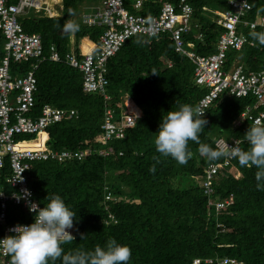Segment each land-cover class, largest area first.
Instances as JSON below:
<instances>
[{"label": "trees", "instance_id": "1", "mask_svg": "<svg viewBox=\"0 0 264 264\" xmlns=\"http://www.w3.org/2000/svg\"><path fill=\"white\" fill-rule=\"evenodd\" d=\"M131 1L124 0V4L133 14L155 16L160 8L159 0H150L136 11ZM169 1L178 3V0ZM228 1H187L193 6L194 28L182 35L185 46L193 43L199 55L215 52L223 30L214 22L216 16L211 10H228ZM93 2L62 0L63 8L57 17L19 18L24 32L40 36L44 55L50 45H54L61 57L60 62H42L35 70L32 114L39 115L44 105L72 109L77 114L76 118H64L45 129L48 146L56 151L92 150L82 161L32 162L26 173L33 198L40 206H46L49 194L59 195L76 213L72 228L75 240L62 245L65 252L79 247L94 250L96 245L104 247L114 238L130 247L132 256L128 264H194V261H198L197 264H230L229 261L264 264V190L257 188L256 167L241 166L233 161L230 167L220 169L214 180L215 194L221 200L232 195L233 204L215 213L208 205V197L197 185V179L204 167L221 164L224 156L209 161L199 154L198 145L189 141L193 155L187 164L181 165L171 157H160L155 149L154 134L159 131L163 115L176 110L177 101L197 106L206 93L194 84L193 65L184 55L175 52L169 33L156 37L135 35L125 41L107 64L105 94L108 101L103 94L83 92L81 74L64 62V55L70 48V33L65 32L63 26L69 19L79 26L74 32L76 55L81 56L79 43L84 40L97 47L102 29L85 27L78 18L81 7L91 6ZM69 9H73L75 15L70 16ZM257 12L264 16L263 0L253 3L248 19H254ZM238 31L253 42V46L245 45L239 52L230 51L226 69L234 56H238L248 72L257 73L264 69V45L253 41L249 33L262 32L264 27L254 30L240 27ZM196 33L202 35L200 41L193 39ZM4 43L0 31V60L4 55ZM30 64L11 62V76L25 74ZM127 100L141 110V117L132 128L124 131L123 139L104 141L101 125L105 110H112L117 122ZM254 103L251 95L241 98L227 93L220 95L203 117L208 123L200 134L201 142L215 148V140L228 135L225 138L240 140V148L247 150L244 135L251 124L245 122L235 127V123L246 107ZM134 104L132 111L139 114ZM25 137L18 140H31ZM45 138L42 133L36 141L23 146L42 148ZM99 150L112 153L99 155ZM154 156L160 157L161 162L156 163ZM154 164L153 174L149 169ZM235 171L239 172V179L234 178ZM8 172L6 164L3 173ZM3 187L5 193L11 191L8 185ZM108 192L112 200L105 201ZM30 221L31 217L22 207L12 202L7 204L5 224ZM2 234L0 226V238Z\"/></svg>", "mask_w": 264, "mask_h": 264}, {"label": "built area", "instance_id": "2", "mask_svg": "<svg viewBox=\"0 0 264 264\" xmlns=\"http://www.w3.org/2000/svg\"><path fill=\"white\" fill-rule=\"evenodd\" d=\"M150 0H132L133 9L139 11ZM188 0H178L177 4L169 0H159L160 8L155 16H142L129 12L124 0H100L95 7L87 8L80 17V22L88 28H101L98 46L81 56L70 50L64 55V62L81 74L82 90L85 93L103 94L105 101L109 97L105 94L107 87V64L109 60L120 50L122 45L130 37L135 35L156 37L169 33L175 45V51L184 55L193 65V81L206 93L199 100L198 105L202 111L206 110L223 93L236 98L251 95L255 98L253 105L247 106L235 127L245 122L251 125L257 121L264 125V69L257 73L247 72L242 64H236L233 68L225 70L226 56L230 50L240 51L243 46H253V42L246 39L240 27H248L254 30L264 27V16L257 12L252 20H243L252 11L256 0H229L230 8L226 11H214V22L222 28L215 52L210 55L196 54L194 45L187 43V50L182 40V35L192 31L193 8ZM35 7L32 0H0V31L5 39L4 55L0 60V226L2 237L13 235L10 229L17 225H31L35 222V214L29 210L32 203L38 204L31 189L28 186L27 171L31 169L32 162L55 160L59 163L67 161H82L92 154V150L81 151L61 150L56 151L48 146L45 138L42 148H26L24 141L18 138L22 135H36L44 133L48 126L61 122L64 118H76L74 110L58 109L48 105L41 108L39 115H33L35 106L34 92L36 91L35 70L42 62H60L61 57L54 45H50L47 55L43 53L41 38L38 34H28L23 31L19 18L27 16L29 8ZM207 10V8H203ZM208 11V10H207ZM193 39H202L200 33L194 34ZM30 63V69L16 76L10 74V63ZM139 115L124 110L116 122L112 110L106 109L101 125L104 141L120 140L124 138V131L132 128ZM222 140L225 145L239 146L240 140H226L221 136L215 140ZM111 150H99V155H110ZM238 158L224 156L221 164H210L204 170L202 186L204 194H212V184L218 171L230 167ZM6 164L9 172L3 173ZM4 183V184H3ZM3 185L11 188L9 193L4 192ZM27 190V191H25ZM30 193V195H29ZM106 200H112L110 192L105 196ZM22 207L31 217L29 223L5 224L7 204ZM228 202H211L215 211L223 209ZM40 206V205H39ZM41 207V206H40ZM43 208V207H41ZM71 235L72 232L68 230ZM227 261H224L226 263ZM230 264H237L229 261ZM198 261H194L197 264ZM0 264H10V257L0 250Z\"/></svg>", "mask_w": 264, "mask_h": 264}, {"label": "clouds", "instance_id": "3", "mask_svg": "<svg viewBox=\"0 0 264 264\" xmlns=\"http://www.w3.org/2000/svg\"><path fill=\"white\" fill-rule=\"evenodd\" d=\"M68 11L70 16L75 15L73 9H69ZM78 27L79 26L73 20L69 19L65 22L63 30L68 33H73L78 30ZM249 35L253 41H258L260 45H264V31H252ZM186 47L187 46H185V48ZM186 49L191 50L188 47ZM230 51L239 52L235 50ZM237 63L245 67L240 60H236L235 65ZM231 68L230 66L226 69L225 63V70ZM127 101L133 103L130 100ZM127 101L124 102V106H126ZM175 106L176 110H171L163 115L159 125V131L157 134H154V146L156 151L160 154V157H171L181 165L187 164L193 155V152L189 150V141H191L198 145L197 151L199 154L207 157L209 161H215L222 156H230L238 158L241 166H255L257 169L255 173L257 188L258 190H264V126H262L259 121L250 125L244 135L248 143L247 150L236 145H225L222 140H217L216 147L213 148L211 145L203 143L200 140V134L208 123V121L203 118L205 112L202 111L201 107L180 104L178 101ZM135 107L138 108L136 105ZM137 110L139 111L137 115H139L140 118L142 115L141 110L139 108ZM43 134H45L48 139L45 131ZM23 136L32 135H22L21 137ZM37 139L19 141L32 143ZM160 157L154 156L153 160H155L156 163H160ZM209 165L204 167L202 175L197 179V185L204 196L206 194H204L202 182L204 170ZM149 171L153 174L155 173V164ZM217 175L215 177L216 180ZM239 177V172L235 171L234 178L239 179ZM214 180L212 184V194L206 195L208 197L207 202H228L223 209L218 212L215 211V213H219L233 204V197L230 195L225 199H219L215 194L214 187L216 181ZM46 201V206L43 208L35 203L29 205V210L35 214L34 223L31 225H17L10 229V231L14 233L13 235H9L0 240V250L10 257V264H49L50 261L51 264H56L57 261H61V264H128L132 256L130 247L121 245L114 238L109 239L104 247L96 245L94 250H85L83 247H79L65 252L62 245L71 243L75 240L72 228L74 226L76 213L69 209L59 195L49 194ZM105 201L107 200L105 199ZM210 207H213L215 210L214 206ZM69 229L72 235L68 231ZM85 238L86 236L82 234V239Z\"/></svg>", "mask_w": 264, "mask_h": 264}, {"label": "crops", "instance_id": "4", "mask_svg": "<svg viewBox=\"0 0 264 264\" xmlns=\"http://www.w3.org/2000/svg\"><path fill=\"white\" fill-rule=\"evenodd\" d=\"M93 4L91 3V6H88L85 4L84 6L81 7V12L78 14V18L80 21L81 14L89 7H95L96 5L99 4L100 0H93ZM33 9L36 11L38 10H43L45 13H41V16H37L34 14L33 16L35 17H57L60 15L62 11V0H32ZM41 8V9H40ZM31 16V15H27ZM69 40H70V50H75V37H74V32L69 34ZM96 47L95 43L89 42L84 40L83 42L79 43V49L81 53L92 51ZM28 144V143H27Z\"/></svg>", "mask_w": 264, "mask_h": 264}, {"label": "rangeland", "instance_id": "5", "mask_svg": "<svg viewBox=\"0 0 264 264\" xmlns=\"http://www.w3.org/2000/svg\"><path fill=\"white\" fill-rule=\"evenodd\" d=\"M11 2H16L17 0H10ZM41 9V8H40ZM37 13V14H36ZM41 13H45L43 10H38V11H36L35 9H33V8H29L28 9V11H27V14L28 15H34V14H36L37 16H41L42 14ZM248 16V15H247ZM246 16V18H243V20H247L248 19V17ZM74 19V18H73ZM72 20V19H71ZM249 20V19H248ZM85 52V51H84ZM238 58V56H234V58L232 59V61H231V67L233 68L234 66H235V61L236 60H239V59H237ZM131 107L132 106V103H128V101L126 102V110H127V108L128 107ZM128 110L130 111V109L128 108ZM131 112V111H130ZM224 135H226V134H224ZM226 136H228V135H226ZM225 136V137H226ZM30 137V139H37L38 138V136H36V135H32V136H29ZM224 137V138H225ZM26 137L24 136V137H21V139H25ZM226 140L228 139V138H225ZM229 140V139H228Z\"/></svg>", "mask_w": 264, "mask_h": 264}, {"label": "bare ground", "instance_id": "6", "mask_svg": "<svg viewBox=\"0 0 264 264\" xmlns=\"http://www.w3.org/2000/svg\"><path fill=\"white\" fill-rule=\"evenodd\" d=\"M127 107H128V106H127ZM132 107H133V104H132L131 107H128V108L130 109V111H131L132 113H134V112L132 111Z\"/></svg>", "mask_w": 264, "mask_h": 264}]
</instances>
